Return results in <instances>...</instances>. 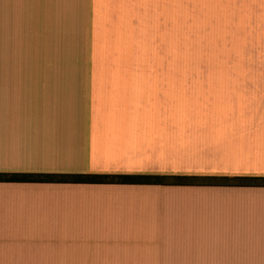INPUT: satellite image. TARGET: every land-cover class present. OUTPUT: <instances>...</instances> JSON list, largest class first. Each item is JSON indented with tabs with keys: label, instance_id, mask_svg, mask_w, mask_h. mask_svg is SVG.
<instances>
[{
	"label": "crops",
	"instance_id": "0c3cea01",
	"mask_svg": "<svg viewBox=\"0 0 264 264\" xmlns=\"http://www.w3.org/2000/svg\"><path fill=\"white\" fill-rule=\"evenodd\" d=\"M190 20L241 108H187ZM0 53V172L159 180L0 181V264H264V0H0Z\"/></svg>",
	"mask_w": 264,
	"mask_h": 264
},
{
	"label": "rangeland",
	"instance_id": "374dc122",
	"mask_svg": "<svg viewBox=\"0 0 264 264\" xmlns=\"http://www.w3.org/2000/svg\"><path fill=\"white\" fill-rule=\"evenodd\" d=\"M204 8L197 5L198 10ZM234 27L227 21L187 22L188 50L185 54H172L171 60L185 62L188 109L225 108L226 104L241 108L243 53L233 49H241L242 35ZM229 30L231 36L226 34ZM2 56L0 53V59Z\"/></svg>",
	"mask_w": 264,
	"mask_h": 264
},
{
	"label": "trees",
	"instance_id": "16d2710c",
	"mask_svg": "<svg viewBox=\"0 0 264 264\" xmlns=\"http://www.w3.org/2000/svg\"><path fill=\"white\" fill-rule=\"evenodd\" d=\"M252 182L257 179L250 178ZM3 182H84V183H157L156 179H143L113 174H75V173H7L0 172Z\"/></svg>",
	"mask_w": 264,
	"mask_h": 264
}]
</instances>
